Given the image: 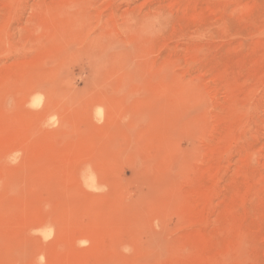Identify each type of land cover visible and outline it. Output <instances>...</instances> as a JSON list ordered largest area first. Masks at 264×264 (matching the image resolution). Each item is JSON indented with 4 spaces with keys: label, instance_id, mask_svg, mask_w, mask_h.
Masks as SVG:
<instances>
[{
    "label": "rangeland",
    "instance_id": "rangeland-1",
    "mask_svg": "<svg viewBox=\"0 0 264 264\" xmlns=\"http://www.w3.org/2000/svg\"><path fill=\"white\" fill-rule=\"evenodd\" d=\"M0 264H264V0H0Z\"/></svg>",
    "mask_w": 264,
    "mask_h": 264
}]
</instances>
